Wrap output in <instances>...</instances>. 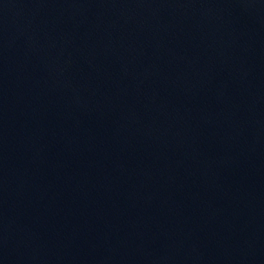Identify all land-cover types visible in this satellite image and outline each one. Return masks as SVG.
I'll list each match as a JSON object with an SVG mask.
<instances>
[{"label":"water","instance_id":"1","mask_svg":"<svg viewBox=\"0 0 264 264\" xmlns=\"http://www.w3.org/2000/svg\"><path fill=\"white\" fill-rule=\"evenodd\" d=\"M0 264H264V0H0Z\"/></svg>","mask_w":264,"mask_h":264}]
</instances>
